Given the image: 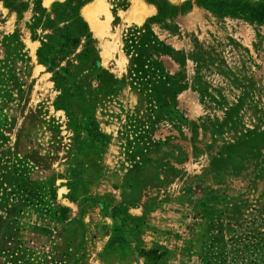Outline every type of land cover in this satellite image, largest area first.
I'll use <instances>...</instances> for the list:
<instances>
[{
	"label": "rangeland",
	"instance_id": "374dc122",
	"mask_svg": "<svg viewBox=\"0 0 264 264\" xmlns=\"http://www.w3.org/2000/svg\"><path fill=\"white\" fill-rule=\"evenodd\" d=\"M0 264H264V0H0Z\"/></svg>",
	"mask_w": 264,
	"mask_h": 264
},
{
	"label": "crops",
	"instance_id": "0c3cea01",
	"mask_svg": "<svg viewBox=\"0 0 264 264\" xmlns=\"http://www.w3.org/2000/svg\"><path fill=\"white\" fill-rule=\"evenodd\" d=\"M100 233V235H99V239L101 240L102 239V237H101V232H99ZM102 241V240H101ZM101 243V242H100ZM81 257L82 256H84V254H79Z\"/></svg>",
	"mask_w": 264,
	"mask_h": 264
},
{
	"label": "trees",
	"instance_id": "16d2710c",
	"mask_svg": "<svg viewBox=\"0 0 264 264\" xmlns=\"http://www.w3.org/2000/svg\"><path fill=\"white\" fill-rule=\"evenodd\" d=\"M63 93L65 94V96H63V97H65V99H66V96H67V95H66V93H65V92H63Z\"/></svg>",
	"mask_w": 264,
	"mask_h": 264
}]
</instances>
